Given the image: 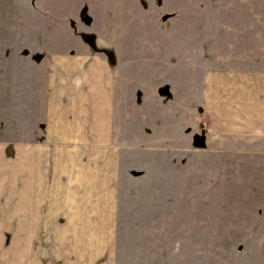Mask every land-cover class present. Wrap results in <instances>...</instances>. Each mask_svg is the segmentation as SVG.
Instances as JSON below:
<instances>
[{"label":"rangeland","instance_id":"rangeland-1","mask_svg":"<svg viewBox=\"0 0 264 264\" xmlns=\"http://www.w3.org/2000/svg\"><path fill=\"white\" fill-rule=\"evenodd\" d=\"M76 53L114 77L112 264H264V139L202 106L208 68L264 69V0H0L1 145L43 141L49 66Z\"/></svg>","mask_w":264,"mask_h":264},{"label":"crops","instance_id":"crops-1","mask_svg":"<svg viewBox=\"0 0 264 264\" xmlns=\"http://www.w3.org/2000/svg\"><path fill=\"white\" fill-rule=\"evenodd\" d=\"M109 68L82 53L53 58L43 141L0 144V264L113 263L119 148ZM203 89L216 134L264 139V69L208 68Z\"/></svg>","mask_w":264,"mask_h":264},{"label":"water","instance_id":"water-1","mask_svg":"<svg viewBox=\"0 0 264 264\" xmlns=\"http://www.w3.org/2000/svg\"><path fill=\"white\" fill-rule=\"evenodd\" d=\"M159 93L162 95V96H164V95H168V94H170V90H169V88H163V89H160L159 90ZM204 136V135H203Z\"/></svg>","mask_w":264,"mask_h":264}]
</instances>
